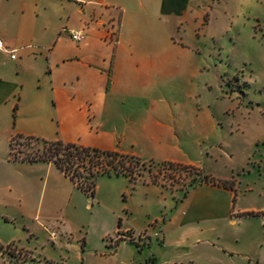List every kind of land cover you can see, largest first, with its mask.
<instances>
[{
  "label": "rangeland",
  "instance_id": "rangeland-1",
  "mask_svg": "<svg viewBox=\"0 0 264 264\" xmlns=\"http://www.w3.org/2000/svg\"><path fill=\"white\" fill-rule=\"evenodd\" d=\"M150 26L154 32L140 42L157 55L155 62L125 70L106 102L128 137L125 148L133 142L136 156L153 161L152 169L134 167L144 175L132 180L100 175L91 197L55 165L8 162L3 146L0 241L9 264H116L107 257L123 241L106 233L119 219L123 228L147 230L146 246H160L166 237L164 252L187 250L176 242L184 234L194 238V231L167 232L162 219L176 211L191 183L206 182L204 175L236 181L242 207L263 204L264 0H195L186 15L152 19ZM37 45L26 38L18 49ZM0 59L8 61L1 49ZM39 149L38 142L13 141L19 158ZM167 160L196 166L203 175L165 168L160 163ZM9 184L22 189L26 203L14 197ZM230 219L203 226L205 236L228 250L249 252L251 224ZM195 250L206 248L200 244ZM15 251L22 254L16 257ZM206 264L246 263L239 256H219Z\"/></svg>",
  "mask_w": 264,
  "mask_h": 264
},
{
  "label": "crops",
  "instance_id": "crops-1",
  "mask_svg": "<svg viewBox=\"0 0 264 264\" xmlns=\"http://www.w3.org/2000/svg\"><path fill=\"white\" fill-rule=\"evenodd\" d=\"M194 1L0 0V37L5 43L17 49L26 38L38 43L35 51L19 49V58L3 51L8 61L0 59V148H7L8 162H21L11 159L16 134L136 155L133 142L125 148L128 137L116 127L118 122L106 100L116 93L118 78L125 70H141L155 62L157 55L140 42L141 37L154 32L152 19L184 16ZM72 31H80L82 38L73 40ZM4 159L0 155V162ZM209 179L189 188L176 211L167 221L162 219L167 232L194 231V238L184 234L176 242L187 250L164 252L166 237L160 246L151 242L146 246L144 241L136 247L120 237L118 241L123 242L107 258L116 264H147L149 260L154 264H206L219 256H239L246 264H264V200L259 206L242 207L236 181ZM8 187L19 202L26 203L20 187ZM226 219L233 224L240 220L251 224L245 240L249 252L228 250L205 236L203 226ZM119 220L106 237H119V231L133 229L123 228ZM200 244L205 251L195 250ZM211 248L223 251L222 255ZM0 264H9L3 252Z\"/></svg>",
  "mask_w": 264,
  "mask_h": 264
},
{
  "label": "trees",
  "instance_id": "trees-1",
  "mask_svg": "<svg viewBox=\"0 0 264 264\" xmlns=\"http://www.w3.org/2000/svg\"><path fill=\"white\" fill-rule=\"evenodd\" d=\"M22 138L27 142H38L43 145L42 150H38L34 154H27L19 158L13 152V141L15 138ZM11 142V154L13 161L25 162H52L61 170L70 180L82 191L89 194L91 197L95 196L96 180L100 175H116L123 174L131 180L138 176H143V173H134V167L143 166L145 169H152L153 161L147 162L141 160L134 154L121 153L117 150L103 149L99 147L84 146L75 142H66L62 139L47 140L43 138L25 136L23 134H16ZM162 166L168 168L191 169L198 174H202L196 166L187 165L179 162L164 161L160 163ZM203 175V174H202ZM204 180L209 179L208 175L203 176ZM154 181H156L154 179ZM192 186L194 184L191 183ZM184 192V197L187 195ZM250 215H257L256 213H249ZM120 224V220H119ZM120 235V231L118 232ZM11 244L7 248H11ZM0 244V252L3 250Z\"/></svg>",
  "mask_w": 264,
  "mask_h": 264
},
{
  "label": "built area",
  "instance_id": "built-area-1",
  "mask_svg": "<svg viewBox=\"0 0 264 264\" xmlns=\"http://www.w3.org/2000/svg\"><path fill=\"white\" fill-rule=\"evenodd\" d=\"M70 35L73 40H80L82 38V34L80 31H72ZM0 49L8 52L12 58L18 57L17 53L19 52V49L10 48L5 43L2 37H0ZM154 234L155 236H159L160 232H156ZM120 237H123L124 240L127 242H132L137 244V246H140L143 244V242L146 239L151 237V235L148 233L147 230L142 231V230L129 229L128 231L124 232L122 235H119V237H117L116 240L118 241ZM147 264H154V261L149 260Z\"/></svg>",
  "mask_w": 264,
  "mask_h": 264
}]
</instances>
